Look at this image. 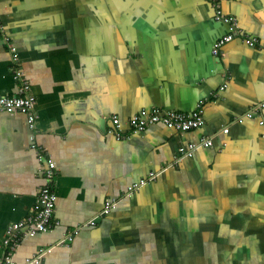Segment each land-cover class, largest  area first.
Masks as SVG:
<instances>
[{
	"label": "crops",
	"instance_id": "1",
	"mask_svg": "<svg viewBox=\"0 0 264 264\" xmlns=\"http://www.w3.org/2000/svg\"><path fill=\"white\" fill-rule=\"evenodd\" d=\"M16 71L35 105L0 111V256L45 183L35 145L56 225L16 264H264V0H0V97ZM200 104L198 129L129 132L141 110Z\"/></svg>",
	"mask_w": 264,
	"mask_h": 264
},
{
	"label": "built area",
	"instance_id": "2",
	"mask_svg": "<svg viewBox=\"0 0 264 264\" xmlns=\"http://www.w3.org/2000/svg\"><path fill=\"white\" fill-rule=\"evenodd\" d=\"M215 20L218 22H224L228 24L231 30L236 27V22L233 18L227 17L217 9L215 12ZM230 37L226 36L217 40L212 48V54L217 55L222 46L228 42ZM8 41V38H5ZM250 45L253 42H249ZM12 52L14 48L10 49ZM16 78L20 79L21 86L18 89V93L10 97H0V111L6 113H12L15 111H30L34 108L35 99L30 95L29 84L26 81H22L21 73L16 71ZM29 118V124L34 122L31 113H27ZM203 109L201 104L197 106L191 114H183L175 111H167L159 108H153L150 111L141 110L137 114L133 115L129 120V132L131 134H137L143 132L145 129L162 124L163 126L178 131L186 132L192 129H198L203 126ZM252 113H248L247 117H251ZM242 118L239 119V122ZM111 124L115 130L117 139L126 138L121 133V123L117 117L111 118ZM224 132H227L225 129ZM201 145L203 147H210L212 145L211 140L201 139ZM197 146L195 144L189 145L188 150L181 149V153L184 156H191L192 151ZM37 153L39 161H44V167L42 170L45 183L41 186L34 205L30 208L27 216L24 220L10 224L3 236V254L0 256V264H16L14 254L20 245V242L29 236L35 234L47 233L50 231L56 222L53 221V215L55 210L56 195L54 192V182L56 177L55 164L50 159L49 154L43 148L35 145L31 146ZM135 186V185H134ZM110 209V203H105L104 212H108ZM37 258L27 260L26 264H36Z\"/></svg>",
	"mask_w": 264,
	"mask_h": 264
}]
</instances>
